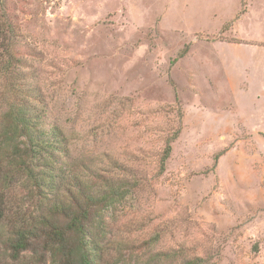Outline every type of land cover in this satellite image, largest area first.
<instances>
[{"label":"rangeland","instance_id":"rangeland-1","mask_svg":"<svg viewBox=\"0 0 264 264\" xmlns=\"http://www.w3.org/2000/svg\"><path fill=\"white\" fill-rule=\"evenodd\" d=\"M4 17L8 82L61 132L66 178L127 189L96 264H177L176 249L264 264V80L244 67L264 45V0H0V52ZM34 195L15 183L1 224L38 216Z\"/></svg>","mask_w":264,"mask_h":264},{"label":"trees","instance_id":"trees-1","mask_svg":"<svg viewBox=\"0 0 264 264\" xmlns=\"http://www.w3.org/2000/svg\"><path fill=\"white\" fill-rule=\"evenodd\" d=\"M8 21L6 17L1 21L8 30L7 44L0 52V76L7 89L6 108L0 112V264L17 263L25 257L35 264H96L107 211L124 198L127 189H91L77 177L66 178L63 162L56 157L65 151L61 132L44 123V113L29 100L36 102L28 90L8 82L13 73ZM175 136L164 145L157 175L164 170ZM15 183L29 186L44 207L32 219L3 226L8 194ZM153 240L142 243L148 247ZM164 256L180 258L177 264H211L205 257L187 256L185 249Z\"/></svg>","mask_w":264,"mask_h":264},{"label":"crops","instance_id":"crops-1","mask_svg":"<svg viewBox=\"0 0 264 264\" xmlns=\"http://www.w3.org/2000/svg\"><path fill=\"white\" fill-rule=\"evenodd\" d=\"M250 56V65H244L247 78L253 79L260 77L264 80V45L256 46ZM261 111H264V109Z\"/></svg>","mask_w":264,"mask_h":264}]
</instances>
